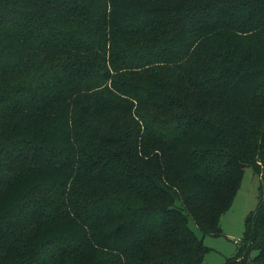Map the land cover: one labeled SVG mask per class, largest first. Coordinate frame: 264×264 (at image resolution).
<instances>
[{
  "label": "trees",
  "instance_id": "16d2710c",
  "mask_svg": "<svg viewBox=\"0 0 264 264\" xmlns=\"http://www.w3.org/2000/svg\"><path fill=\"white\" fill-rule=\"evenodd\" d=\"M262 159L264 0H0V264H202Z\"/></svg>",
  "mask_w": 264,
  "mask_h": 264
},
{
  "label": "rangeland",
  "instance_id": "374dc122",
  "mask_svg": "<svg viewBox=\"0 0 264 264\" xmlns=\"http://www.w3.org/2000/svg\"><path fill=\"white\" fill-rule=\"evenodd\" d=\"M257 173L253 166H245L236 193L230 207L221 215L219 235L205 234L203 242L209 247L202 264H222L226 258L236 253L237 244L244 234L246 215L255 209L259 197L261 177L264 179V159L261 160ZM189 225L198 236H202L196 224L189 218Z\"/></svg>",
  "mask_w": 264,
  "mask_h": 264
}]
</instances>
